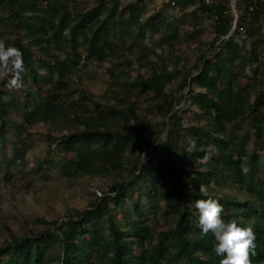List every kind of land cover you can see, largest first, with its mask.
I'll list each match as a JSON object with an SVG mask.
<instances>
[{
    "label": "trees",
    "instance_id": "obj_1",
    "mask_svg": "<svg viewBox=\"0 0 264 264\" xmlns=\"http://www.w3.org/2000/svg\"><path fill=\"white\" fill-rule=\"evenodd\" d=\"M142 2L94 0L84 10L77 9L78 0H0V38L23 53L26 81L20 91L27 99L22 104L18 95L0 87L4 89L0 97H8L7 102L0 100L4 127L15 122L7 119L9 107L24 110L25 126L58 121L57 113L64 107L55 101L68 88L65 73L73 72L82 60L81 45L85 58L97 60L137 48V60L151 69L148 77L138 74L128 79L112 67L114 89L101 99L78 90L79 108L92 111L94 105L99 112L86 116L76 109L74 119L67 123V133L50 144L60 153L57 159L62 157L64 176L100 175L110 183L98 187L103 191L100 196L96 188L89 192V205L61 224L38 216L36 222L44 230L10 239L0 247V264H220L223 257L214 252L217 241L211 233L204 236L198 227L195 202L209 198L223 205L225 220L235 218L242 226H252L257 243L252 264H264V33L259 25L264 0H237V18L230 0L168 1L167 6L180 8L195 2L188 13L192 18L189 23L213 25L215 37L210 44L220 49L208 57L202 50V65L195 64V73L185 69L180 56L157 53L142 42L152 29L162 31L156 47L175 48L180 32L179 25L159 17V13L141 20ZM133 27L138 28L137 35ZM70 49L68 60L64 56ZM151 51L160 57V66L147 59ZM241 51L245 56L238 67ZM169 62L174 69H169ZM52 70L57 71V79ZM181 76L177 91H168L171 81ZM244 77L249 80L246 85L242 84ZM190 83L199 87L191 100L208 119L207 127L185 124V108L180 104ZM252 90H256L254 100ZM139 93L147 94L149 106L156 110L155 115H161V121L153 123L143 114L137 98H130ZM103 99L110 110L106 116ZM31 105L34 109L28 112ZM235 129H241V134H234ZM10 136L7 131L0 132V167H9L13 161L8 150L22 140L21 135ZM189 139L194 142L191 148L183 144ZM246 141L252 145L248 147ZM209 145L218 151L205 163L201 158ZM25 151L18 159L23 160ZM135 155L139 160L133 164ZM55 164V158L48 154L38 167L45 174L44 167ZM213 184L247 191L249 197L211 193ZM205 187L211 192L201 190ZM164 204L173 223L158 230V218L165 216ZM114 210L126 221L116 222L118 213Z\"/></svg>",
    "mask_w": 264,
    "mask_h": 264
},
{
    "label": "rangeland",
    "instance_id": "obj_2",
    "mask_svg": "<svg viewBox=\"0 0 264 264\" xmlns=\"http://www.w3.org/2000/svg\"><path fill=\"white\" fill-rule=\"evenodd\" d=\"M93 1L94 0H78L79 6L77 9L84 8L85 10V7L89 8ZM128 1L131 0H122V3ZM168 1L169 0H143L141 5L143 6V11L140 13V16L141 20H145L150 15L159 13V17H165L168 22H173L179 25V41L176 43V47H156L155 43L162 34V31L160 30V32H156L152 29H148L142 42L146 45L152 46L157 53H164L163 55L171 53L172 58L180 56L183 66L186 67L185 69H189L190 72L195 73V64L199 63V65H202V60H200L202 50L205 51V55L208 57L213 56L220 49L219 47L214 49L210 44L215 37L213 25H206V23L202 25H193L192 23H189V21H192V18L188 13L194 8L195 2H191L186 8H180L179 6H167ZM233 13L235 17L236 15L238 17L240 15L238 9L233 11ZM259 25H261L264 33V17ZM137 32L138 28L133 27V34L137 35ZM110 35L112 36V39H116L114 34ZM129 42V39H127V47L130 46ZM78 50L82 55V60L79 64L73 67V72L65 73L63 78L68 83V88L63 89L61 98L55 101L60 104L61 107H64L63 111L60 110L57 113V115H59L57 122L40 121L34 125L25 126L23 118L24 110L22 108L15 110L13 107L8 108L7 119H13L15 122L10 121L6 123V126L4 127L2 126L3 122L0 119V132L3 130L7 131L11 136L21 135L22 137V140L19 141L16 148H9L8 150L9 159L13 162L7 168L0 167V247H4L10 239H13V237L19 240L29 233L42 232L44 226L36 222L38 216L46 218L49 221L55 220L59 224L65 222L70 216L82 211L89 205V192H93L94 188L99 190L98 187L106 186L110 183V179L103 178L100 175L84 174L79 177L64 176L62 172L63 163L60 162L62 157L57 159V156L60 153L54 149V145H51L50 141L54 138L58 139V137L67 133L69 130L67 128V123L74 119L76 109L80 114L83 113L82 115L86 116H94L96 112H99L94 105H91L92 111H85L82 107L79 108V105H77V102L79 101V89H84L86 92L92 93L95 100L101 99L103 95L108 92L110 93L112 89H114L110 73L112 67L116 66L117 72L122 73V77L128 79L135 78L138 74L148 77L151 69L141 66V63L137 60V48H133L132 51H129V48H127L126 53H123L118 57L108 56L104 60L85 58L86 50L82 45L79 46ZM71 53L72 49L69 50L64 58L71 60ZM242 56H245V51H241L239 54L236 61L238 67L241 65ZM147 59L154 61L158 66L161 64L160 57L154 54L153 51L148 53ZM168 65L169 69L175 68V65L170 64V62ZM40 72L42 75L46 74L45 70H41ZM52 72L55 79H57V71L52 70ZM185 73L186 71H184V74ZM248 73L249 71L246 74ZM22 78L23 81H26L24 72L22 73ZM182 80V76L173 79L171 81L173 85L167 90L170 92L177 91ZM188 82H190V79H188ZM248 82L249 80L247 78L244 77L242 79V84L246 85ZM4 83V81H0V87L4 86ZM27 84L28 87L32 86L30 82ZM25 87L27 86L25 85ZM115 88L118 89L117 86H115ZM198 88V86L191 84L183 90V96L184 98L186 97V99L182 100V103L180 104L182 108H185V111L182 112V116L185 119L186 125L189 123H199L207 127L209 125L208 119L202 114L201 108L191 100L193 99V96H195L194 91ZM9 92L18 95L22 104L26 103V96L23 95L20 90H12ZM250 92L251 98L254 100V93H256V90ZM66 93H68L69 96H65ZM42 95H46V93L43 91ZM130 98H137L143 114L148 115L153 123L162 120L161 115H155L156 110H153V108L149 106L147 94H134V97ZM186 100L190 101L187 102ZM11 102H13V100H11L10 103ZM113 102L114 101H112V104ZM87 103L89 104V102ZM102 103L103 115L106 116L110 110L106 105V100L103 99ZM32 109H34V107L31 105L30 108H28V112H31ZM171 114L172 113L168 114L166 120ZM63 115L64 117L62 118ZM60 117L61 119H59ZM241 132V129H235L233 131L234 134H241ZM246 143L248 147L252 145L249 144V141H246ZM183 144L188 148H191L194 142L189 139L183 142ZM25 149L26 151L23 160L18 159L20 152ZM49 151L51 152L48 153ZM146 152L147 149L142 152L143 154L141 156L144 157ZM48 154L55 158L56 166L54 165L53 168L45 166L46 173L43 174L44 170H39L38 166L40 163L44 162ZM138 160L139 157L135 155L132 158V163L136 164ZM139 162H142V159ZM142 185L143 184H139V186ZM211 187H214L212 192L206 187L203 191L215 194H233L244 199L249 197L247 191L241 189L237 190L235 188L232 189L228 185L222 184L217 186L213 184ZM101 192L103 191H97V195L100 196ZM128 206L131 205H127L126 207ZM113 212H117V210H114ZM117 213L115 221L125 222L126 218L124 215L120 212ZM163 213L165 216H159L158 218V230H166L173 223L172 215L167 211L165 204L163 205ZM52 264H56V262H53Z\"/></svg>",
    "mask_w": 264,
    "mask_h": 264
},
{
    "label": "clouds",
    "instance_id": "obj_3",
    "mask_svg": "<svg viewBox=\"0 0 264 264\" xmlns=\"http://www.w3.org/2000/svg\"><path fill=\"white\" fill-rule=\"evenodd\" d=\"M24 71L22 51L0 38V81L5 82L4 89L12 91L23 88ZM0 100L7 102L8 97H0ZM217 151L215 145H209L202 161L209 162ZM195 208L199 212L198 227L202 234L207 236L211 233L217 241L214 252L223 257L220 264H252V258L257 254V243L251 225L242 226L235 218L225 220L222 216L224 207L217 199L197 200Z\"/></svg>",
    "mask_w": 264,
    "mask_h": 264
},
{
    "label": "built area",
    "instance_id": "obj_4",
    "mask_svg": "<svg viewBox=\"0 0 264 264\" xmlns=\"http://www.w3.org/2000/svg\"><path fill=\"white\" fill-rule=\"evenodd\" d=\"M207 2L209 3V2H211V0H207ZM237 2V0H230V3H231V6H232V10L233 11H236V3ZM235 13V12H234ZM238 16L236 15V18H237Z\"/></svg>",
    "mask_w": 264,
    "mask_h": 264
}]
</instances>
